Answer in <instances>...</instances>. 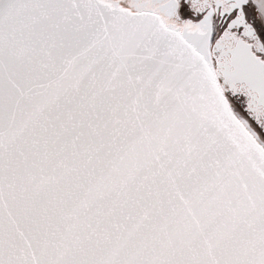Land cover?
I'll list each match as a JSON object with an SVG mask.
<instances>
[{
    "label": "snow or ice",
    "instance_id": "6c2138e0",
    "mask_svg": "<svg viewBox=\"0 0 264 264\" xmlns=\"http://www.w3.org/2000/svg\"><path fill=\"white\" fill-rule=\"evenodd\" d=\"M0 264H264V0H0Z\"/></svg>",
    "mask_w": 264,
    "mask_h": 264
}]
</instances>
